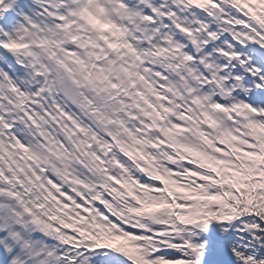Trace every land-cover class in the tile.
Wrapping results in <instances>:
<instances>
[{"label":"snow or ice","instance_id":"snow-or-ice-1","mask_svg":"<svg viewBox=\"0 0 264 264\" xmlns=\"http://www.w3.org/2000/svg\"><path fill=\"white\" fill-rule=\"evenodd\" d=\"M0 264H264V0H0Z\"/></svg>","mask_w":264,"mask_h":264}]
</instances>
